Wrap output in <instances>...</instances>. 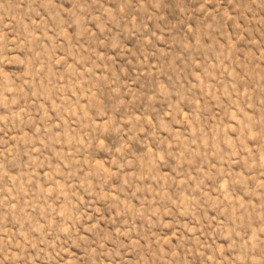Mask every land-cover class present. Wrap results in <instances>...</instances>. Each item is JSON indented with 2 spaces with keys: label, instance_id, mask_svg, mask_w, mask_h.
I'll use <instances>...</instances> for the list:
<instances>
[{
  "label": "rangeland",
  "instance_id": "374dc122",
  "mask_svg": "<svg viewBox=\"0 0 264 264\" xmlns=\"http://www.w3.org/2000/svg\"><path fill=\"white\" fill-rule=\"evenodd\" d=\"M0 264H264V0H0Z\"/></svg>",
  "mask_w": 264,
  "mask_h": 264
}]
</instances>
